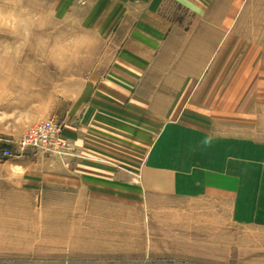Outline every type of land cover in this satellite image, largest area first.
Masks as SVG:
<instances>
[{"label": "rangeland", "instance_id": "374dc122", "mask_svg": "<svg viewBox=\"0 0 264 264\" xmlns=\"http://www.w3.org/2000/svg\"><path fill=\"white\" fill-rule=\"evenodd\" d=\"M105 1L24 0L29 39L13 21L0 29V264H264V226L232 221L235 192L196 194L143 181L145 167H156L163 120L131 112L132 120L113 128L88 122L90 100L78 102L77 92L110 51L111 32L91 26ZM91 37L98 42L77 58ZM232 50L229 63L216 57L203 69L214 75L213 122L216 132L239 140L230 147L246 153L231 164L263 200L264 46ZM239 69L245 77L218 76ZM42 121L61 125L68 156L22 147L26 131ZM95 172L117 179L99 184ZM167 174V183L182 184L181 173Z\"/></svg>", "mask_w": 264, "mask_h": 264}, {"label": "crops", "instance_id": "0c3cea01", "mask_svg": "<svg viewBox=\"0 0 264 264\" xmlns=\"http://www.w3.org/2000/svg\"><path fill=\"white\" fill-rule=\"evenodd\" d=\"M262 8L264 0L105 1L91 26L104 32L103 35L111 32L107 41L110 51H105V61L84 78L86 81L77 92L78 102L87 97L90 100L88 110L94 113L88 122L93 120V124L102 128L132 120L131 112L141 121L148 119L150 113L163 120V132L159 133L153 151L156 167H145L143 181L148 185L165 184L160 189L172 184L170 188L174 191L190 190L197 194L205 190V195L227 194L231 190L237 196L228 200L232 212L235 209L232 221L251 227L264 226V199L252 194L245 178L231 164V159H240L246 153L230 147V142L239 140L215 131L210 104L216 88L208 87L214 75L203 69L216 57L222 63H229L233 55L230 53H234L231 47L264 46V34L259 33L264 30ZM186 64H190V70L185 69ZM243 73L239 69L218 76L241 78L245 77ZM86 107L84 102L81 109ZM67 134L74 136L68 130ZM77 138L84 142L86 137L79 133ZM98 140H101L99 144L103 141ZM210 158L214 159L213 163ZM168 168L173 171L168 172ZM177 172L182 175V184L176 179L167 183V173L177 175ZM150 174L158 178L151 179ZM95 175L100 177L95 178L99 184L117 179L114 172L113 177L103 172ZM231 180L236 185L226 187L224 184Z\"/></svg>", "mask_w": 264, "mask_h": 264}, {"label": "built area", "instance_id": "2783aa9c", "mask_svg": "<svg viewBox=\"0 0 264 264\" xmlns=\"http://www.w3.org/2000/svg\"><path fill=\"white\" fill-rule=\"evenodd\" d=\"M61 125L55 121L38 122L31 126L21 140L23 148L41 149L61 156L70 154L68 142L60 134Z\"/></svg>", "mask_w": 264, "mask_h": 264}, {"label": "clouds", "instance_id": "9594fccd", "mask_svg": "<svg viewBox=\"0 0 264 264\" xmlns=\"http://www.w3.org/2000/svg\"><path fill=\"white\" fill-rule=\"evenodd\" d=\"M29 18L28 9L24 5V0H0V29L4 26V21H13L16 25L17 31L24 30V39H29V34L27 33L24 26L27 24ZM17 31L8 33V35L15 36ZM2 34V33H0ZM92 41L91 46L86 47L76 53L77 58H83L90 54L91 47L98 42L96 37L90 38ZM3 97L0 95V101Z\"/></svg>", "mask_w": 264, "mask_h": 264}]
</instances>
